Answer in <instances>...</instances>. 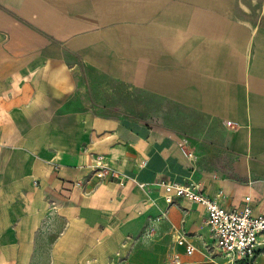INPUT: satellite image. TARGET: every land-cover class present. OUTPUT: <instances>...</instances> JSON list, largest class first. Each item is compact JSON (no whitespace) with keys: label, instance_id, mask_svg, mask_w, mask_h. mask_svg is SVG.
Segmentation results:
<instances>
[{"label":"crops","instance_id":"1","mask_svg":"<svg viewBox=\"0 0 264 264\" xmlns=\"http://www.w3.org/2000/svg\"><path fill=\"white\" fill-rule=\"evenodd\" d=\"M100 77L138 110L93 103ZM196 133L233 173L192 183L264 214V0H0V264L227 262L205 209L161 185L190 184ZM98 157L128 181L95 177Z\"/></svg>","mask_w":264,"mask_h":264},{"label":"built area","instance_id":"2","mask_svg":"<svg viewBox=\"0 0 264 264\" xmlns=\"http://www.w3.org/2000/svg\"><path fill=\"white\" fill-rule=\"evenodd\" d=\"M192 157V153H188ZM93 175L99 179L108 178L119 185L125 184L128 178L125 174L110 167L101 158L93 166ZM144 186V184H140ZM165 190V200L173 203L177 199H186L202 206L207 213V224L214 238V244L221 254L227 258L223 264L234 263L238 258H255L264 255V214H254L250 198L242 208L226 209L200 190V184H182L174 181H162ZM178 245L185 247L187 254L196 250L195 244L184 233L175 235ZM163 264H183L178 254L173 255Z\"/></svg>","mask_w":264,"mask_h":264},{"label":"rangeland","instance_id":"3","mask_svg":"<svg viewBox=\"0 0 264 264\" xmlns=\"http://www.w3.org/2000/svg\"><path fill=\"white\" fill-rule=\"evenodd\" d=\"M105 83L114 85L113 92L122 93L126 90V87L121 86L117 83H112L111 81L103 78H96L94 83L87 88V94L92 99L93 103L97 102H109L114 103L116 107H130L131 110H138L139 103L137 100L131 101V103L125 102L120 103L117 97L112 95V90L104 86ZM174 119V118H173ZM158 123L169 124L172 122L171 115H167L155 120ZM174 121V120H173ZM189 138V145L185 144L187 152L192 153V158H194V168L191 170L194 175H188L186 178L189 183L200 182L199 176L206 172L217 171L224 174H232L233 168L228 166L226 163V156L229 155V151L225 150L224 146L220 144L217 138L212 136H204L202 134L196 133L195 135H185ZM203 247H207L205 243ZM214 249V245L211 244V250ZM238 264H253L248 261H241Z\"/></svg>","mask_w":264,"mask_h":264}]
</instances>
